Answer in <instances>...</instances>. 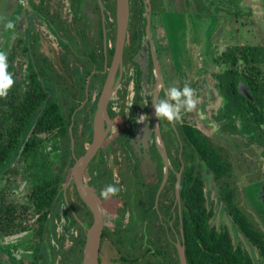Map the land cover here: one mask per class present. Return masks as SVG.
I'll return each mask as SVG.
<instances>
[{
    "label": "flooded vegetation",
    "instance_id": "obj_1",
    "mask_svg": "<svg viewBox=\"0 0 264 264\" xmlns=\"http://www.w3.org/2000/svg\"><path fill=\"white\" fill-rule=\"evenodd\" d=\"M112 1L115 5V0ZM143 1L145 4L143 16L145 17L146 30V3L148 0ZM170 1L174 3L176 1L178 6L176 10L171 8L173 11L171 12L176 14L177 18H181L179 15L183 18V27L176 33V44L180 50L179 60L183 63L180 67H184V70L185 68H195V59L197 58H194L192 54L195 50L199 52L202 45H209L208 49L203 48V50L209 51V61L203 63L206 68L203 75H198V70H195L193 75L187 74L185 71L181 74L180 81L188 83L194 90L193 98L195 102L199 100V104L195 105L190 112H182L186 122L180 125H176L175 121L166 120L169 130L163 132L165 125L161 124V119L155 116L153 106L148 114L150 118L138 122L137 110L143 70L135 62V58L139 54L142 57H147L148 73L151 76L149 82L154 85L152 102L155 98H163L164 90L167 87L164 81L165 76L163 75L157 40L154 38L152 21L155 14H162L163 5L166 2L169 4ZM205 1L208 8L209 3L207 2L211 0ZM41 2L45 8V13H41L31 0L3 1V9L0 8V31L3 33V42L7 43L5 50L7 51L6 54H9L6 55L7 58L14 55L17 63L21 66L23 75L27 78L32 77L33 72H39L40 76L38 75L37 78L50 101L55 104L59 99L65 98L66 95L71 96L69 91L74 80L72 75L76 69L82 73H85V70L89 72L85 78V98L82 104L73 111L70 118L71 124L68 128L70 138L69 161L73 162L71 170L76 160L85 154L92 142L94 116L104 86L109 78H113L114 81L113 93L107 106L110 128L101 147L83 174L85 187L97 199L102 211L103 228L99 248V264H136L137 256L140 255L145 260L163 259V255H166L167 251L173 259L175 249L178 252V245L182 246L183 241L180 184L185 165L181 156L182 148L177 129L182 125H188L200 131L195 125L197 119L224 140H229L225 136L227 132L232 136L241 134L231 132V128L234 127L233 122L231 125L226 123L227 120L225 119L229 118L224 116V107L227 101L225 96L215 87L218 80L214 72L220 66L215 59L211 58L215 56L213 39L211 41H209L210 38L204 39L205 42L201 43L202 39L197 37L200 28L196 27L194 23L199 24L196 19L199 0H150L152 46L145 31V34L140 38L139 49L131 60L127 57L132 18L129 6V23L122 62L114 73H111V66L116 40V23L115 17L112 21L107 10L106 0H42ZM200 2L204 1L201 0ZM152 3H159L158 11H152ZM88 8L91 9V16L84 12V10L88 11ZM207 15L211 17L209 12ZM94 16L96 17V29L94 28ZM4 21L7 24L12 23L13 27L2 26L1 23L4 24ZM110 22L115 23L113 32L109 26ZM9 41L12 43L8 46ZM88 42L90 43L86 44ZM99 42L102 45V51L99 48ZM144 46L146 47V55H144L145 52L141 54ZM90 51L91 53H89ZM109 51L112 53L110 54ZM100 54H103V61ZM154 59L158 65L159 77L155 69ZM56 63H58L59 68ZM221 70L224 71L223 67ZM129 72H133V99L131 104L128 102L127 93L129 92L126 85V76ZM212 89L217 91L218 95L223 96L222 110L214 109L212 102L216 96L213 97ZM117 97L124 99L125 107L119 106ZM135 98L137 100L136 106L133 107ZM68 103L66 101L60 107L63 114L70 111L67 106ZM132 108L134 112L130 111ZM208 109L213 111L212 116L208 114ZM121 112L124 116H115L116 113ZM207 115L209 117H206ZM133 118L135 122H130V119ZM85 120L90 124V136L84 133V138L77 143L73 137L75 121L79 135L83 131L82 124ZM215 121L220 124L218 130L213 126ZM104 129L107 130L105 122ZM211 141L213 142L212 139ZM229 142L235 144V146L231 145L234 150H239L236 141L231 142L229 140ZM52 143L60 151L59 145L55 142ZM81 143L82 146H80ZM248 144L247 142L246 147ZM177 149H179L178 152ZM14 163L11 168L17 165L16 162ZM206 172H209L211 184L213 178L210 171L204 168L203 178L207 196L212 186L208 184ZM66 184L55 198L41 238H39L37 227H35V230L31 229L18 236L4 237V240L1 239L0 241V245L8 244L7 242L11 238L28 235L27 233L31 232L32 239L35 240H32V245H28L27 249L31 250L33 256L28 254L29 260L26 258L23 260L26 262L24 263L16 260L15 250H8L7 254L1 255L2 264H46V261L52 263V258L56 253L53 252L55 247L51 245L52 233H47V228L54 225L56 218L54 208L60 194H62L63 203L59 206L58 219L64 220V210L67 211V208L69 215H72L79 224L80 222L83 223L84 227H82L85 234V229H88L85 226L90 220L88 212L91 217L92 214L79 197L73 183L67 188L66 197H64L63 190ZM109 184L116 186L118 192L114 196L110 195L104 198L100 195L101 190ZM20 191L19 188L14 193ZM215 194H217L216 191ZM261 198L264 202V191L261 192ZM72 207L81 209V219H78L80 216L78 217ZM40 244L41 248H39ZM26 253L28 252L26 251Z\"/></svg>",
    "mask_w": 264,
    "mask_h": 264
},
{
    "label": "trees",
    "instance_id": "obj_2",
    "mask_svg": "<svg viewBox=\"0 0 264 264\" xmlns=\"http://www.w3.org/2000/svg\"><path fill=\"white\" fill-rule=\"evenodd\" d=\"M31 1L41 13H45L42 0ZM229 1L236 3L237 0ZM151 5L152 11H158L160 8L159 3ZM106 6L114 21V2L106 0ZM129 6L132 18L127 57L131 60L139 49L141 36L145 34V17L143 16L145 4L143 0H129ZM109 26L113 32L115 23L110 22ZM99 44L102 51V45L100 42ZM109 53L111 54L112 51ZM257 54L247 45L230 47L220 53L215 60L224 71L220 72L219 76L215 75L218 80L215 87L227 101L224 116H232L233 111L237 113V117L245 118L243 113H247L249 121L253 124L251 126L249 123H243L242 126L244 134L253 136L249 138L248 143L256 140L259 146L264 147V132L260 129L264 124V99L261 95L264 89L259 82V71L250 65ZM100 56L103 61V54ZM7 63V71L12 74L14 83L7 95L0 97V238L18 236L30 229L35 230V227L41 238L55 198L68 181L71 172L73 162L69 161L68 128L73 111L82 104L85 98V78L89 72L85 70V73H82L76 69L72 75L74 80L69 91L71 96L66 95L55 104L50 101L39 82L37 78L38 75L40 76L39 72H33L32 77H25L14 55L7 58ZM53 69L58 73L55 68ZM238 79L248 86L251 100L237 89ZM70 97L72 98L68 99ZM116 100L119 106L125 107L123 98L118 99L117 97ZM66 101L69 102L67 106L70 111L63 114L60 107ZM136 101L135 98L133 107L136 106ZM130 111L134 112V109ZM122 114L123 112L116 113L115 116ZM130 122H135V119H130ZM82 125L83 131L78 135L75 121L73 137L77 143L84 138V133L90 136V124L85 120ZM177 131L182 148L181 156L185 165L180 184V197L182 201V246L186 264H264V233L258 228L253 217L240 205L230 152L215 145L201 131L191 126L182 125ZM231 132L233 134L242 133L234 128ZM52 142L59 145L60 149L57 166H54L50 158L43 153L47 145ZM14 162L17 165L11 168ZM204 168H207L212 175L223 210L231 218L240 236L255 251L256 259H253V256L243 248L242 243H234L227 228L217 230L211 225L214 213L206 205ZM19 188L21 191L14 193ZM78 200L80 201L79 198ZM62 203L63 197L60 194L54 208L55 217L59 216V206ZM72 209L78 217L80 216L78 219H81V209L76 207ZM66 210L69 211L67 208ZM88 215L90 220L86 228L92 225L89 212ZM70 217L71 226L76 234L70 247L61 253L62 264H81L85 243L84 229L72 215ZM32 225L35 227L31 228ZM54 230V225H50L47 233L53 234ZM53 252L58 254L56 249ZM161 262L162 264H180L177 250L175 249L173 259L167 251L163 259L145 260L140 255L136 260V264ZM46 264L50 263L46 261Z\"/></svg>",
    "mask_w": 264,
    "mask_h": 264
},
{
    "label": "rangeland",
    "instance_id": "obj_3",
    "mask_svg": "<svg viewBox=\"0 0 264 264\" xmlns=\"http://www.w3.org/2000/svg\"><path fill=\"white\" fill-rule=\"evenodd\" d=\"M0 1L2 5L0 8L3 9L4 3L2 2L5 0ZM200 1L201 0H199V2ZM202 1H204L205 3L202 2L201 6L205 10H208V8L206 7V1ZM246 1V5H244L245 3H242V1L237 3L229 2V5L226 4L225 7L227 8V11L220 12L221 14L218 13L217 15H213V18H209L207 15L205 18H202V22H199V24H194L196 27L200 28L197 37L200 38V35L203 36L201 43L205 42L204 36H207L206 39L210 38L209 41L213 39V43H215V46H217V51L215 54L216 57L220 54V51H218V43L221 37H223V41H221V43L229 44L231 48L234 46L239 47L252 45V51L255 50L258 54L256 55V57H253L254 61H252L250 65H253L255 70L259 71V82L261 84V87L264 89V67H261L264 58V55H262V53H264V30L262 29L264 28V0ZM176 7L178 8L176 1L175 3L173 1H170L169 4L168 2H166L161 9L162 14H155V17L152 21L155 36L154 38L157 40L156 43L161 56V66L163 75L165 76L164 81L166 82L167 88L174 85L181 87V85L185 83L182 80L180 81L181 74L184 73V71L187 74L193 75V73H195V70H198V75L205 74L206 68L203 66V63L209 61V51L207 50L209 45H202V48L199 52L195 50L192 54L194 55V58H197L198 60L200 59L199 61L195 59V68H185L184 70V67H180V65H182L183 63L179 60L180 50H178L176 44V33L181 27H183V18L181 15H179L181 18H177V15L172 13L173 11L171 10V8H174L176 10ZM236 16H238V18H236ZM190 22L193 21L190 20ZM1 25L6 27L7 23H5L4 21V24L1 23ZM217 25L219 26V33L217 34V36H213ZM222 27L225 28L222 29ZM204 33H206V35H204ZM11 41L8 42V46L10 43H12ZM6 45L7 43L5 44L3 42V33L2 31H0V52H3L5 55H9L6 54L7 51H5L7 48ZM204 47H206L207 49L203 50ZM145 49L146 47L144 46L141 54H144ZM144 55H146V52ZM146 58L147 57H142L140 54L135 58V62L139 64L140 68L143 70V78L141 80L142 83L139 92V107L137 110L138 120L140 116H144L145 119L150 118V115L148 114L152 108V98L154 94V85L152 82H149L151 80V76L150 73H148ZM211 58L213 59L214 57ZM218 68L219 69L216 68L214 72L216 76L221 75L220 72L222 70L220 67ZM132 79L133 72H129V74L126 76V85L128 86L127 90L129 92L127 93V98L129 100V104L132 103L131 100L133 99ZM239 80L240 79H238L237 82V89L239 91L240 89L242 91H246L248 99L251 100L252 97L250 95L248 86L241 80L239 82ZM212 93L213 97L216 96V98H214L212 102L214 103V109L222 110V106L224 104V100L222 98L223 96L218 95L217 91H214V89H212ZM241 94L244 95L243 93ZM261 95L264 99V93ZM197 104H199V100L195 102V105ZM208 111V114L212 116L213 111H210V109H208ZM232 114V117L230 116L229 118L225 119L227 120L226 123L231 125V122H233L234 127H232L231 129L234 128L235 130L241 131L242 133L238 136H232L227 132L225 136L228 137L231 142L234 140L238 143V151L233 149L232 146H235L234 143L230 144L229 140L219 138L213 130L209 129L199 120L196 119L195 125L206 136L212 139L216 145H219L230 152V161L233 166L235 187L239 193L240 205L253 217L255 223L258 225V228L264 233V202L261 198V192L264 191V147L259 146L256 140L252 141V143L248 144L246 147V143L248 142L249 138L253 136L244 134V129L242 128V126L243 123H249L251 126H253V124L249 121V115L247 113H243V117L245 118L237 117V113H234L233 111ZM206 117L209 116L207 115ZM160 119V123L165 125L163 132L168 131L169 127L166 123V120L162 118ZM175 122L176 125H180L186 122V119L183 118V115L181 113V118L179 120H176ZM213 126L218 130L220 124L216 122L215 125L213 124ZM260 129L264 132V124H262ZM43 153L50 157L54 166H57L59 162L58 157L60 151L57 150L53 143L47 145ZM211 186L212 188H210L209 192L207 193L206 203L207 208H211L214 213V216L211 220V225L214 226L217 230L227 228L234 240V243H242L243 248L251 256H253V259H256L255 251L250 248L247 242L240 236L239 232L233 225L231 218L227 216L226 212L223 210V204L219 201L217 194H215L216 188L213 181ZM58 218L59 216L54 220L55 230L51 235V245L55 247L58 254H55L53 256V261L51 264H62L63 257L61 253L66 248L70 247V243L74 239L76 234L73 227L71 226L72 220L67 211L64 210V220ZM30 227L32 228L35 226L32 225ZM27 234L28 235L11 238L7 242L8 244L4 243L0 245V260L1 255L5 253L7 254L8 250H15L16 260H20L21 262L26 263L23 260H25L26 258H28L27 260H29L30 256L28 254H31V250L27 249V246L32 245V240H35L34 238L32 239L31 232ZM1 239L4 240L3 238H0V241ZM26 251L28 253H26ZM32 256L33 254H31V257ZM0 264H2L1 261Z\"/></svg>",
    "mask_w": 264,
    "mask_h": 264
},
{
    "label": "water",
    "instance_id": "obj_4",
    "mask_svg": "<svg viewBox=\"0 0 264 264\" xmlns=\"http://www.w3.org/2000/svg\"><path fill=\"white\" fill-rule=\"evenodd\" d=\"M85 10L84 12L88 13V16H91L92 13L91 9L88 8L87 9L88 11ZM115 23H116V40H115L114 56L111 66V73H114L116 68L122 62V54L126 41L128 23H129V0H115ZM95 27H96V17L94 16V28ZM145 31L147 38L149 39L152 46V40L150 38V0H148L146 3ZM56 65L58 66V63H56ZM155 69L157 71V76L159 77L158 65L156 60H155ZM113 82H114L113 78H109L104 86V89L99 97L97 103V109L94 116L92 142L89 148L87 149V151L85 152V154L80 159L76 160L71 170L69 180L63 190V195L64 197H66L67 188L73 183L79 197L81 198L83 203L87 206L93 217V223L91 227L85 229V243L82 250L81 264H99V248H100V241H101L102 228H103L102 211L97 199L93 196L91 191L85 187L83 182V174L87 165L94 158L96 152L101 147L110 128L107 117V106L109 104V101L113 93ZM239 92L243 93L245 97L248 99V95L246 91H242L240 89ZM104 122L107 125L106 131L104 129ZM72 149H73V141H72ZM206 176L208 177V184L211 186L209 172H206ZM80 224L81 226L84 227L83 223L80 222ZM178 254H179L180 264H186L183 246L178 245Z\"/></svg>",
    "mask_w": 264,
    "mask_h": 264
},
{
    "label": "clouds",
    "instance_id": "obj_5",
    "mask_svg": "<svg viewBox=\"0 0 264 264\" xmlns=\"http://www.w3.org/2000/svg\"><path fill=\"white\" fill-rule=\"evenodd\" d=\"M7 27L12 28L13 24L8 23ZM7 69V56L0 52V97L6 96L14 83L12 74ZM164 92L163 98H155L152 102L154 114L157 118L173 122L181 118L182 112H190L195 106L194 90L188 83H184L182 87L170 86ZM144 119V116H140L138 122H142ZM117 192L118 188L109 184L101 190L100 195L107 198L110 195H116Z\"/></svg>",
    "mask_w": 264,
    "mask_h": 264
},
{
    "label": "crops",
    "instance_id": "obj_6",
    "mask_svg": "<svg viewBox=\"0 0 264 264\" xmlns=\"http://www.w3.org/2000/svg\"><path fill=\"white\" fill-rule=\"evenodd\" d=\"M240 1H242V3H245L244 5L247 4V1L246 0H237L236 3L237 2H240ZM229 2H230L229 0H211L210 2H207V3H209L207 5V6H209L207 12H209L211 14V17L210 16H208V17L209 18H213L212 17L213 15H217L218 13L221 14L220 12L227 11L226 10L227 8H225V7H226V4L229 5ZM201 4H202V2H199L198 9H197V12H196V19H197L198 22H202L203 21L202 18H205L207 16V12L201 6ZM229 11H230V9H229ZM236 18H238V16H236ZM224 28L222 27V29H224ZM218 29H219V26L217 25V28H216L213 36H215V35L217 36V34L219 33V30ZM262 29L264 30V28H262ZM220 32H221V30H220ZM204 35H206V33H204ZM200 38L202 39L203 36L200 35ZM206 38H207V36H204V39H206ZM221 41H223V37L220 38V41L218 43V46H219V50L218 51H220V53H223L224 51H226V50H228L230 48V45L229 44H222ZM240 45H243V44H240ZM248 46H250L251 48H253L252 45H248ZM213 47H214V53L216 54L217 46H215V43H214ZM262 55H264V53H262ZM215 57H216V55L214 56L213 59H215ZM262 62H263V64L261 65V67H264V58H263V61Z\"/></svg>",
    "mask_w": 264,
    "mask_h": 264
}]
</instances>
